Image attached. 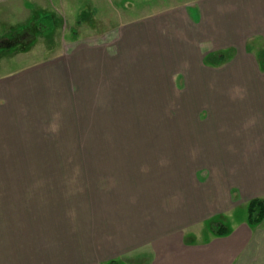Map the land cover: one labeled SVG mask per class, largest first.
<instances>
[{"label": "crops", "instance_id": "0c3cea01", "mask_svg": "<svg viewBox=\"0 0 264 264\" xmlns=\"http://www.w3.org/2000/svg\"><path fill=\"white\" fill-rule=\"evenodd\" d=\"M183 5L128 23L120 39L110 42L117 53L135 59L137 88L125 81V110H138L139 118L125 121V128L149 129L125 135L121 188L105 190V184L112 185L107 181L96 185V193H87L84 201L76 197L68 211L42 207L40 214L27 208L25 231L11 229L0 237V257L5 255L0 264H264V221L251 227L248 220H234L249 201L264 200V70L259 60L264 0L190 1L193 17ZM227 49L235 54L222 68L194 64ZM101 50L91 51V62L107 56ZM166 60L174 65L163 71ZM54 71L34 70L32 77L51 84ZM109 74L92 70L82 78L74 108L81 112L72 113L74 119L89 118L99 92L113 101L118 89ZM161 77L187 79L186 95L176 108L193 112L204 104L208 117L198 121L190 112L186 121H160ZM104 78L111 84H103ZM11 82H0V121H27V128L35 129L40 126L35 121L61 118L51 104L55 88L35 84L26 96H31L29 103L22 105ZM214 219H230L233 233L214 236L209 227ZM15 239L20 247L16 241L9 248ZM37 241L40 248L33 247Z\"/></svg>", "mask_w": 264, "mask_h": 264}, {"label": "rangeland", "instance_id": "374dc122", "mask_svg": "<svg viewBox=\"0 0 264 264\" xmlns=\"http://www.w3.org/2000/svg\"><path fill=\"white\" fill-rule=\"evenodd\" d=\"M190 1L196 0H0V82L10 84L13 81L14 95L19 96L22 105L29 103L31 96H26L35 84L55 88L51 104L58 108L61 117L57 121H35L40 122L39 128L35 129L27 128V121H0V237L13 230L25 231L22 224L26 222V210L32 206L40 214L42 207L68 211L76 197L84 201L89 197L87 193H96V185L99 187L107 181L112 185L105 184V190L121 188L119 179L125 174V135L149 132V129L125 128V121H138L139 118L138 110H125V105L128 106L125 81H129L128 86L135 91L137 88L135 59L129 53H117V46L110 42L120 39L128 23L158 15L164 7L169 9L184 3L185 10L193 17V8L188 6ZM46 15L57 20L51 35L37 36L32 46L14 44L21 33ZM101 49H106L108 57L104 55L101 59V55H97L98 62H91V51L100 53ZM234 54L231 49L210 52L202 63L194 64L199 68L203 65L207 69H219ZM219 56L225 59L222 64ZM172 64L173 61H163L161 69L168 70ZM182 65L188 68L190 63ZM48 69L55 70L56 76L49 78L51 84L39 80V76L38 80L32 77L34 70L46 72ZM92 70L97 75L109 72L118 92L114 93L113 101L107 94L102 96L99 92L94 110L92 113L87 111L89 118L74 119L73 114L81 112L74 108L77 93L84 88L82 78L85 79ZM48 74L53 75L52 72ZM159 79L160 121H177L176 117L186 121L190 112L191 119L198 121L208 117L203 112V108H207L204 104H198L193 112L186 109L181 112L176 108V103L186 95L187 79ZM103 84L109 85L111 80L104 78ZM16 123L17 127L11 126ZM31 130L41 132V135H31ZM47 210H44L45 215ZM40 214L37 213L39 218ZM247 216L246 209L238 210L234 220L239 224L246 221ZM48 219L49 215L44 220L48 222ZM14 221L18 225L11 223ZM225 222L232 234L233 224L230 219ZM16 241H11L9 248L15 247L16 243L19 246ZM29 246L32 250V244ZM33 247L40 248L41 241Z\"/></svg>", "mask_w": 264, "mask_h": 264}, {"label": "trees", "instance_id": "16d2710c", "mask_svg": "<svg viewBox=\"0 0 264 264\" xmlns=\"http://www.w3.org/2000/svg\"><path fill=\"white\" fill-rule=\"evenodd\" d=\"M36 21V20H34ZM81 24L82 21H79ZM57 24V20L52 15H46L38 20V22H34L33 27L29 26V28L21 33L19 37H17L13 42L14 44H23L24 46H32L37 39V36H49L55 30ZM29 30V32H28ZM12 46L11 44H8ZM29 46V47H30ZM219 63L222 64L224 62V57L219 56ZM259 60L261 63V68L264 70V52L259 54ZM219 64V65H220ZM247 220L248 224L251 227H257L264 221V200L262 199H253L249 201L247 205ZM210 231L214 236L217 237H225L230 232L228 228L225 226L224 223L214 219L213 221L209 222ZM106 264H119L116 261H111Z\"/></svg>", "mask_w": 264, "mask_h": 264}]
</instances>
